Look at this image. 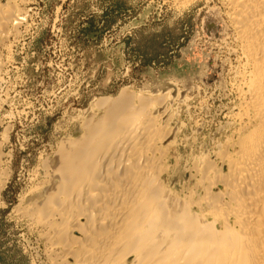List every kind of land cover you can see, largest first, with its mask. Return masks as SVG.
Here are the masks:
<instances>
[{"label": "bare ground", "instance_id": "6f19581e", "mask_svg": "<svg viewBox=\"0 0 264 264\" xmlns=\"http://www.w3.org/2000/svg\"><path fill=\"white\" fill-rule=\"evenodd\" d=\"M209 2L212 36L236 49L238 63L232 124L214 158L173 182L176 136L153 112L178 94L166 82L155 97L124 89L98 98L101 113L56 143L32 199L15 210L42 242L45 264H264V0ZM12 13L0 7V31Z\"/></svg>", "mask_w": 264, "mask_h": 264}, {"label": "rangeland", "instance_id": "374dc122", "mask_svg": "<svg viewBox=\"0 0 264 264\" xmlns=\"http://www.w3.org/2000/svg\"><path fill=\"white\" fill-rule=\"evenodd\" d=\"M12 6L0 31V264H45L15 210L32 199L56 143L101 113L98 98L124 89L155 97L166 82L178 94L153 112L175 133L170 175L180 187L229 133L237 53L212 36L208 0H0L3 11Z\"/></svg>", "mask_w": 264, "mask_h": 264}]
</instances>
